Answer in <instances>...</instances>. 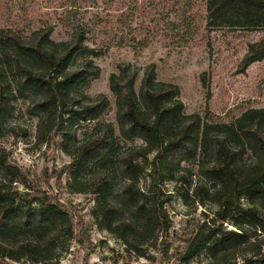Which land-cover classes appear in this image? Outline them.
Here are the masks:
<instances>
[{
  "label": "trees",
  "instance_id": "trees-1",
  "mask_svg": "<svg viewBox=\"0 0 264 264\" xmlns=\"http://www.w3.org/2000/svg\"><path fill=\"white\" fill-rule=\"evenodd\" d=\"M207 13L209 27L264 30V0H207ZM53 30L48 25L24 37L0 28V120L10 97L33 94L39 142L47 141L46 133L62 135L72 157L70 187L94 194L96 222L140 255L169 229L163 182L173 180L186 186L187 204L248 201L232 215V228L224 227V218L207 216L183 250L186 262L206 252L214 264H264V108H249L232 122L206 120L186 112L179 86L158 80L155 63L146 67L139 90L140 71L124 65L110 76L117 112L116 122L109 121L106 94L75 88L101 74L100 50L76 32L54 40ZM249 45V61L264 58V36ZM72 127L82 129L74 139ZM185 164L194 172L187 174ZM143 173L151 180L144 189ZM22 175L0 146V264L25 257L30 264L57 263L58 250L74 237L72 216ZM19 182L31 192L12 191ZM31 193L36 196L27 198Z\"/></svg>",
  "mask_w": 264,
  "mask_h": 264
},
{
  "label": "rangeland",
  "instance_id": "rangeland-1",
  "mask_svg": "<svg viewBox=\"0 0 264 264\" xmlns=\"http://www.w3.org/2000/svg\"><path fill=\"white\" fill-rule=\"evenodd\" d=\"M207 14V0H0V28H13L27 37L51 25L54 40L69 39L76 32L100 50L95 62L101 74L75 88L93 96L106 94L110 99L106 118L112 122L117 103L110 76L124 65L140 71L139 90L146 67L155 63L158 80L179 86L186 112L206 120L232 122L249 108H264V58L247 59L249 44L260 41L264 30L209 27ZM10 98L0 120V146L11 163L21 167L22 180L40 188L41 196L60 202L72 216L74 237L58 250L53 264H214L206 252L186 262L183 250L207 216L224 218V227L232 228V215L247 206L246 197L225 206L208 200L187 204L181 191L186 186L163 182L169 194V229L160 230L142 256L96 222L94 194L70 187L72 157L62 146V135L46 133L47 141L39 142L36 97L25 91ZM68 130L73 139L82 131ZM184 169L194 172L188 164ZM22 182L12 191L31 192ZM150 182L143 173L141 188ZM31 194L27 198L36 196ZM7 262L30 264L26 257Z\"/></svg>",
  "mask_w": 264,
  "mask_h": 264
}]
</instances>
